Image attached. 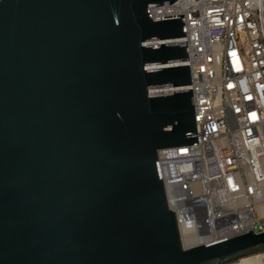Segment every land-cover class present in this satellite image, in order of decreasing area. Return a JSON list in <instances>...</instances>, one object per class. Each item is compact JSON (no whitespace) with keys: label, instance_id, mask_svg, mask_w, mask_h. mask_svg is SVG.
<instances>
[{"label":"water","instance_id":"1","mask_svg":"<svg viewBox=\"0 0 264 264\" xmlns=\"http://www.w3.org/2000/svg\"><path fill=\"white\" fill-rule=\"evenodd\" d=\"M176 0H0V264H234L251 230L184 248L158 150L197 143Z\"/></svg>","mask_w":264,"mask_h":264},{"label":"built area","instance_id":"2","mask_svg":"<svg viewBox=\"0 0 264 264\" xmlns=\"http://www.w3.org/2000/svg\"><path fill=\"white\" fill-rule=\"evenodd\" d=\"M151 17L183 14L197 143L158 150L169 207L184 248L264 232V0H176L148 6ZM189 237L190 244L184 243Z\"/></svg>","mask_w":264,"mask_h":264},{"label":"bare ground","instance_id":"3","mask_svg":"<svg viewBox=\"0 0 264 264\" xmlns=\"http://www.w3.org/2000/svg\"><path fill=\"white\" fill-rule=\"evenodd\" d=\"M184 243L187 246L190 244V239L188 236L184 237ZM234 264H264V253H258L244 257Z\"/></svg>","mask_w":264,"mask_h":264}]
</instances>
